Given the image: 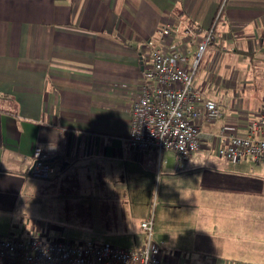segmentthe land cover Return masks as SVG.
Segmentation results:
<instances>
[{"label": "crops", "instance_id": "crops-1", "mask_svg": "<svg viewBox=\"0 0 264 264\" xmlns=\"http://www.w3.org/2000/svg\"><path fill=\"white\" fill-rule=\"evenodd\" d=\"M166 24L180 30L160 38ZM187 27L212 31L197 62L203 56L199 77L211 82H193L204 97L218 98L221 115L203 132L225 123L242 134L244 117L264 107V0H0V234L32 235L44 199L63 189L85 199L74 206L99 216L101 228L125 235L149 217L156 174L151 228L162 260L264 264V177L222 186L202 174L195 159L209 140L182 168L173 151L163 150L157 165L152 149L126 142L149 63L144 43L183 50L188 69L199 40L185 36ZM36 146L56 170L44 180L29 171ZM231 162L264 174V161ZM143 239L128 236L122 247Z\"/></svg>", "mask_w": 264, "mask_h": 264}, {"label": "built area", "instance_id": "built-area-1", "mask_svg": "<svg viewBox=\"0 0 264 264\" xmlns=\"http://www.w3.org/2000/svg\"><path fill=\"white\" fill-rule=\"evenodd\" d=\"M179 30L176 25L166 24L159 27L157 34L163 38ZM182 32L199 40L188 69L183 50L165 52L157 41L147 39L144 43L149 63L141 69L142 81L129 109L127 145L139 152L152 149L157 154V165L163 150L173 151L181 168L185 158L203 140H209L216 155L229 161L246 157L254 162L264 161L263 106L257 114L248 116L242 134L225 123L215 132H203L204 124L214 122L221 115L218 103L204 97L192 77L202 51L212 41V31L209 28L198 33L187 27ZM30 157L32 176L44 180L56 172L47 158V150L36 146ZM152 218L150 213L139 222L144 243L138 248L0 234V264H168L161 259V249L153 240Z\"/></svg>", "mask_w": 264, "mask_h": 264}, {"label": "rangeland", "instance_id": "rangeland-1", "mask_svg": "<svg viewBox=\"0 0 264 264\" xmlns=\"http://www.w3.org/2000/svg\"><path fill=\"white\" fill-rule=\"evenodd\" d=\"M202 59L203 56L200 59L201 61L198 67H196L197 70L195 75H193V80L194 82L196 79L199 80V82L203 80L209 85L211 81L209 82L210 78H207L206 73L202 77H199ZM196 86L199 85L196 84ZM212 100L216 101L218 98L214 97ZM223 101L222 104L230 102L227 94L223 93ZM244 118L247 119L248 116ZM213 148L214 147H210L208 152H198L195 159V163L200 164L199 169L202 170V174L205 176H213L222 186H231L238 181L243 183L246 181L247 183L249 180L255 182L260 181L261 178L263 179V170H259V168V171H257L256 166L253 167V163L247 167H233L234 164L231 161L217 156ZM158 181L159 178L155 174L151 189L152 193H150L148 201L149 206H147V215H149V213L153 214L159 206L156 198V193H158ZM51 195L52 196L48 197L49 200L44 199L46 201L43 202V210H40L37 216L34 217V219H36L35 221H37V225L32 235H30L31 237H42L43 239L51 238L56 240L65 239L73 243L91 242L92 244L106 243L110 245L117 243L122 247L128 244L122 241L128 238V236L131 237L134 236V234L144 235L143 230L138 227V225L136 226V224L133 225L132 232L126 231L125 235L113 228L110 231L105 230L100 227V224L98 225L95 223V220L99 216L88 213L84 210L85 208L80 209L78 206H74L75 201L84 202L85 199L83 200V198L66 195L63 189H60L59 192L54 191ZM89 220L92 221L91 224Z\"/></svg>", "mask_w": 264, "mask_h": 264}, {"label": "water", "instance_id": "water-1", "mask_svg": "<svg viewBox=\"0 0 264 264\" xmlns=\"http://www.w3.org/2000/svg\"><path fill=\"white\" fill-rule=\"evenodd\" d=\"M50 160H53V158H52V159H50Z\"/></svg>", "mask_w": 264, "mask_h": 264}]
</instances>
